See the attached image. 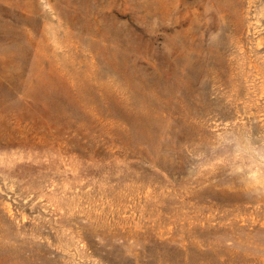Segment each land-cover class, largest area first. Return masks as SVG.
I'll use <instances>...</instances> for the list:
<instances>
[{
	"label": "rangeland",
	"instance_id": "obj_1",
	"mask_svg": "<svg viewBox=\"0 0 264 264\" xmlns=\"http://www.w3.org/2000/svg\"><path fill=\"white\" fill-rule=\"evenodd\" d=\"M0 264H264V0H0Z\"/></svg>",
	"mask_w": 264,
	"mask_h": 264
}]
</instances>
